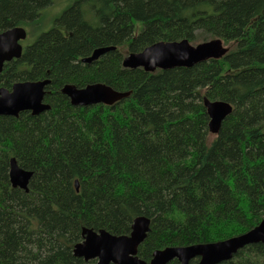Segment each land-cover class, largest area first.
Wrapping results in <instances>:
<instances>
[{"label": "trees", "instance_id": "1", "mask_svg": "<svg viewBox=\"0 0 264 264\" xmlns=\"http://www.w3.org/2000/svg\"><path fill=\"white\" fill-rule=\"evenodd\" d=\"M56 1L0 0V31L37 23ZM68 2L0 72V86L9 89L50 80L49 109L0 115V264H96L74 254L83 229L129 234L141 215L151 219L138 248L147 264L157 249L222 240L259 223L264 0ZM185 38H221L228 51L191 67L123 66L130 52ZM104 46L116 49L83 61ZM69 83L131 94L111 105L76 106L61 92ZM204 96L233 105L213 137ZM12 157L33 171L29 192L11 184ZM219 264H264V243Z\"/></svg>", "mask_w": 264, "mask_h": 264}, {"label": "water", "instance_id": "2", "mask_svg": "<svg viewBox=\"0 0 264 264\" xmlns=\"http://www.w3.org/2000/svg\"><path fill=\"white\" fill-rule=\"evenodd\" d=\"M27 38V30L23 26H14L0 31V72L4 64L23 55L22 40ZM116 46L96 48L83 61L92 63ZM228 51L221 38H213L191 44L188 39L158 41L139 52L129 53L123 60L126 68L142 67L148 72L156 69L175 67H191L198 62L210 58H220ZM49 79L14 82L11 89L0 86V115L18 116L23 111L40 114L50 108L45 101L46 86ZM62 92L76 106L93 104L111 105L128 97L130 91H117L104 83H92L83 88L66 84ZM204 105L209 116V130L218 134L222 122L233 112V105L224 100H210L204 96ZM32 170L21 167L15 157L10 160V181L13 187L29 190ZM78 188V180H76ZM151 219L145 215L137 216L132 223L129 234H113L105 229L94 230L84 228L83 239L74 247L77 257L90 260L96 264H147L139 257L138 248L150 231ZM264 243V216L261 221L248 231L227 237L222 240L201 242L189 245L170 246L155 250L149 264H167L178 259L180 264H219L230 260L238 251L248 245ZM197 259L195 263L193 260Z\"/></svg>", "mask_w": 264, "mask_h": 264}, {"label": "rangeland", "instance_id": "3", "mask_svg": "<svg viewBox=\"0 0 264 264\" xmlns=\"http://www.w3.org/2000/svg\"><path fill=\"white\" fill-rule=\"evenodd\" d=\"M69 4L68 0H57L53 5L46 9L44 12L45 18H41L37 23H32L30 26H26L27 30V39L23 41V44L29 45L34 43L35 39L39 34L44 32L45 30L50 29L54 25V19L62 13V11ZM54 22V23H53ZM203 42V41H199ZM193 45L198 44V42L191 43ZM216 135L215 133H211V137Z\"/></svg>", "mask_w": 264, "mask_h": 264}, {"label": "bare ground", "instance_id": "4", "mask_svg": "<svg viewBox=\"0 0 264 264\" xmlns=\"http://www.w3.org/2000/svg\"><path fill=\"white\" fill-rule=\"evenodd\" d=\"M95 49H96V48H95ZM95 49H94V50H95ZM94 50H93V51H94ZM93 51H92V52H93ZM130 53H131V52H130ZM132 53H133V52H132ZM91 54H92V53H91ZM128 54H129V53H128ZM128 54H127V55H128ZM127 55H126V56H127ZM126 56H125V57H126ZM87 57H88V56H87ZM125 57H124V58H125ZM123 60H124V59H123ZM122 63H123V62H122ZM69 84H71V83H69ZM90 84H92V83H90ZM73 85H75L77 88H83V87H79V86H77L76 84H73ZM87 85H89V84H87ZM87 85H86V86H87ZM64 86H65V85H64ZM64 86H63V87H64ZM108 86H109V85H108ZM63 87H62V89H63ZM84 87H85V86H84ZM110 87H111V86H110ZM113 89H114V88H113ZM61 92H62V90H61ZM62 93H63V92H62ZM75 184H76V181H75ZM27 192H29V190H28ZM141 216H142V215H141ZM145 217H147V216H145ZM134 220H135V219H134ZM134 220H133V222H134ZM150 226H151V225H150ZM176 246H177V245H176ZM168 247H170V246H168ZM163 249H164V248H163ZM157 250H158V249H157Z\"/></svg>", "mask_w": 264, "mask_h": 264}, {"label": "flooded vegetation", "instance_id": "5", "mask_svg": "<svg viewBox=\"0 0 264 264\" xmlns=\"http://www.w3.org/2000/svg\"><path fill=\"white\" fill-rule=\"evenodd\" d=\"M22 45H23V53H24V51H25V49L27 48L28 45L25 46V45L23 44V42H22ZM88 56H90V55H88ZM86 57H87V56H86ZM4 65H5V64H4ZM3 68H4V67H3ZM2 71H3V69H2ZM2 71H1V72H2ZM61 90H62V89H61ZM46 94H47V89H46V93H45V98H46ZM45 101H46V100H45ZM46 102H47V101H46Z\"/></svg>", "mask_w": 264, "mask_h": 264}]
</instances>
